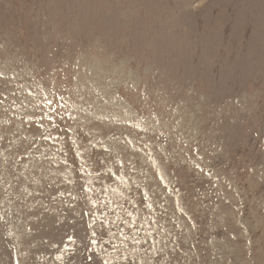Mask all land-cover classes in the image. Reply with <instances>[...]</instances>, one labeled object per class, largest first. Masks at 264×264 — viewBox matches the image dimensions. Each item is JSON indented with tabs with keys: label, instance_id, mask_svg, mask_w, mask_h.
Masks as SVG:
<instances>
[{
	"label": "rangeland",
	"instance_id": "rangeland-1",
	"mask_svg": "<svg viewBox=\"0 0 264 264\" xmlns=\"http://www.w3.org/2000/svg\"><path fill=\"white\" fill-rule=\"evenodd\" d=\"M0 264H264V0H0Z\"/></svg>",
	"mask_w": 264,
	"mask_h": 264
}]
</instances>
